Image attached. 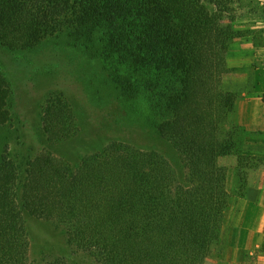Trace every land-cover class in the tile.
<instances>
[{
    "label": "trees",
    "instance_id": "16d2710c",
    "mask_svg": "<svg viewBox=\"0 0 264 264\" xmlns=\"http://www.w3.org/2000/svg\"><path fill=\"white\" fill-rule=\"evenodd\" d=\"M235 4L0 0L2 45L30 51L72 30L111 73L124 116L150 122L185 169L181 181L162 155L115 141L72 167L54 157L34 163L19 197L17 167L4 158L0 264H30L25 213L54 222L68 247L92 264H206L219 253L232 201L245 196L250 172L264 164V156L248 152L249 144L264 141V130L238 123L237 94L226 88L228 55L246 36L236 24ZM10 95L0 69V126L10 120ZM42 121L53 142L75 131L72 110L61 100L47 105ZM230 155L237 159L232 193L219 169Z\"/></svg>",
    "mask_w": 264,
    "mask_h": 264
},
{
    "label": "rangeland",
    "instance_id": "374dc122",
    "mask_svg": "<svg viewBox=\"0 0 264 264\" xmlns=\"http://www.w3.org/2000/svg\"><path fill=\"white\" fill-rule=\"evenodd\" d=\"M260 4L259 0H236L233 14L237 26L247 24L254 17L250 15L259 14L256 10L261 8ZM242 30L245 37L255 36L256 45L263 44L260 31L254 32L249 26ZM78 38L66 29L45 38L30 51L10 50L0 42V69L11 88L10 120L0 126V161L8 158L15 163L18 196L34 163L54 157L72 167L115 141L162 155L183 181L185 169L177 150L143 117L124 116L111 73L89 49L92 44ZM242 43L237 41L228 55L231 73L226 77V88L237 94L238 103L243 90L252 89V81L247 85L243 82L249 79L250 69L264 67L263 61L244 60L243 55H238L236 50L242 49ZM52 100L67 103L74 119L73 135L59 142L51 141L43 130V114ZM260 168L264 169V164ZM219 169L232 193L238 186L236 157H223ZM238 199L242 198L236 197L231 205ZM24 218L30 238V264H92L85 254L68 247L66 234L54 222L28 213Z\"/></svg>",
    "mask_w": 264,
    "mask_h": 264
},
{
    "label": "crops",
    "instance_id": "0c3cea01",
    "mask_svg": "<svg viewBox=\"0 0 264 264\" xmlns=\"http://www.w3.org/2000/svg\"><path fill=\"white\" fill-rule=\"evenodd\" d=\"M259 14H254L247 24L238 27H251L262 33L261 45H256L255 36L244 37L242 49L236 50L244 60L264 62V0ZM251 23V24H250ZM247 25V26H246ZM248 52V54H247ZM244 85L252 81V89L243 90L237 105L238 123L249 131L264 130V67H252ZM248 152L254 156H264V141L248 145ZM219 253L214 254L206 264H264V169L258 168L249 175L245 196L235 200L230 207L222 227Z\"/></svg>",
    "mask_w": 264,
    "mask_h": 264
}]
</instances>
